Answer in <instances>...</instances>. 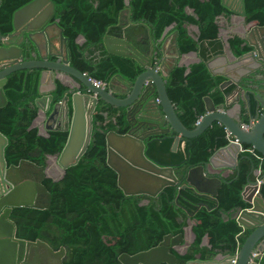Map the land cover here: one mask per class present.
Wrapping results in <instances>:
<instances>
[{
  "label": "trees",
  "instance_id": "obj_1",
  "mask_svg": "<svg viewBox=\"0 0 264 264\" xmlns=\"http://www.w3.org/2000/svg\"><path fill=\"white\" fill-rule=\"evenodd\" d=\"M30 0H0V32L12 29L14 10ZM54 17L67 37L69 64L91 78L110 86L113 76L133 80L143 68L133 58L106 51L103 36L118 30L116 26L124 10L128 21L144 22L150 35L159 38L171 23L177 30L180 52L194 50L200 60L186 66L175 65L165 77V89L182 124L193 128L204 114L203 97L208 95L215 105L222 103L224 94L233 89L219 87L223 76L212 74L205 60L222 51L216 16L228 11L220 0H52ZM246 21L264 24V0H243ZM192 8V13L186 8ZM186 24L198 27L197 38L188 32ZM84 40L77 41L78 35ZM235 55L248 50L242 39L228 40ZM23 59L33 58L34 46L23 42ZM160 52L155 51L158 58ZM41 69L22 68L6 76L3 92L6 103L0 106V132L7 143L3 154L7 165L21 159L45 165L47 155L59 153L67 131L52 129L47 135L32 125L37 115L34 104ZM259 73L263 78H258ZM53 102L67 92V86L55 80ZM242 85H264V68L241 79ZM263 108H260V113ZM70 112V111H69ZM126 107L98 100L92 112V130L86 150L75 164L65 168L62 177L46 176L42 183L50 193L47 208L16 206L10 218L15 222L16 236L41 239L53 249L64 247L63 264H122L121 252L132 254L158 244L167 233L183 232L188 217L194 220V239L184 253L172 252L176 264H185L199 253L200 258L212 257L217 250L234 255L249 229L241 227L235 218L238 208L246 206L241 191L248 180L264 174V155L249 144H242L236 169L222 178L216 196L197 192L179 184L166 185L155 196L124 194L117 184V174L106 163L105 134L108 130L126 132ZM172 132L147 136L144 152L160 165H170L183 183L188 167L206 161L212 152L228 143L224 126L213 121L200 134L183 138L177 149H170ZM180 183V184H181ZM264 193V186H262ZM209 235L210 247L202 245L204 234ZM264 264V256H256ZM167 264V263H159Z\"/></svg>",
  "mask_w": 264,
  "mask_h": 264
},
{
  "label": "water",
  "instance_id": "obj_2",
  "mask_svg": "<svg viewBox=\"0 0 264 264\" xmlns=\"http://www.w3.org/2000/svg\"><path fill=\"white\" fill-rule=\"evenodd\" d=\"M222 5L232 12L245 15L243 0H221ZM54 13L52 0H30L14 10L12 15V29L5 34L0 32V106L6 103L3 85L6 76L17 69L38 67L41 68L37 93L34 104L37 114L45 113L50 109L48 116L53 117L60 107H64V125L57 127L45 125L47 135L49 130L58 128L67 131V137L59 153L54 154V163L60 169V174L54 179L62 177L65 168L75 164L86 150L92 130V112L99 99L116 106L129 107L139 104L141 115L136 114L134 122L124 133L108 130L105 134L106 163L117 174V184L124 194H146L155 196L166 185L179 184V188L192 187L200 193L216 196L222 178L228 175L237 166V154L242 144H249L255 151L264 155V98L256 91L259 85H242V77L264 68V24H252L245 36L251 49L240 56H234L227 64L235 69L237 74L228 71L212 69V59L206 65L212 73L223 75L224 79L219 86L224 88L228 84L234 85V103L239 106L241 94L246 100V110L249 113L251 126L247 129L241 125L242 119L234 117L228 108V97L222 105L216 106L212 99L203 97L205 112L196 121L193 128L185 127L177 117L166 89L165 77L173 66L178 64L180 52L177 50L175 62L164 73L160 66L152 64L151 55L145 54L128 38L126 27L112 35L104 34L103 44L107 52L127 56L135 59L143 70L133 79L124 80L126 83L124 95L116 94L115 90L97 85L85 72L69 64L67 54V39L62 34L56 20L50 21ZM52 27L57 28L58 52L54 53L57 59H48L47 54L40 55L41 49L56 45L52 37ZM19 34L16 37V34ZM253 34V40L249 35ZM27 41L34 46L33 53L37 58L23 59V42ZM45 44H44V43ZM150 47L152 42H149ZM176 45V43H175ZM177 49V47H176ZM227 59L226 54L217 55ZM56 72H64L77 82V85L68 86L62 99L52 103V90L56 88ZM49 76L52 85L45 89V80ZM257 77H261L258 74ZM82 86V88L80 87ZM256 98V111H250L249 96ZM69 101V102H68ZM235 104L229 109L235 110ZM263 110L259 113L258 109ZM126 108V109H127ZM70 111V112H69ZM150 113L146 117L143 114ZM128 115V111H127ZM128 119V118H127ZM213 121L221 123L229 133L228 143L216 148L209 158L188 167L184 182L181 183L175 175L172 166L160 165L148 158L144 152L147 136L158 132H172L173 141L170 149L175 151L183 138H191L200 134ZM34 122V121H33ZM32 122V125H33ZM130 120H128L129 124ZM155 122L157 130L140 135L134 130L137 124ZM7 138L0 132V264H63L64 247L53 249L47 242L37 238L34 240L16 236L15 222L10 218L13 207L32 206L47 208L50 204V193L42 183L44 177L49 176L46 166L38 165L30 160L21 159L17 164L7 165L4 159V146ZM222 160L219 161L218 160ZM26 169L36 168L40 174L37 177L27 174ZM22 168H24L22 170ZM19 175L14 177L13 174ZM50 177V176H49ZM259 179V178H258ZM181 183V184H180ZM264 179L260 182L248 180L241 195L247 205L238 208L235 213L237 222L250 232L246 235L236 255H227L215 264H233L231 259L236 258L235 264H248L252 252L264 246V193L262 192ZM40 195L42 199L40 200ZM263 205V207H261ZM183 232L175 235L167 233L158 244L132 254L121 252L118 260L122 264H176L177 258L171 248L183 243ZM250 264H257L252 261Z\"/></svg>",
  "mask_w": 264,
  "mask_h": 264
},
{
  "label": "crops",
  "instance_id": "obj_3",
  "mask_svg": "<svg viewBox=\"0 0 264 264\" xmlns=\"http://www.w3.org/2000/svg\"><path fill=\"white\" fill-rule=\"evenodd\" d=\"M126 2H128V0H126ZM226 9L228 11L222 12L216 16V23L218 26V28H217L218 37L223 42L222 51L219 53L213 54L208 59H206L205 64H206L207 60L212 59V61L210 63L212 69L219 70V71H221V70L222 71H228V72L236 75L237 72L235 71V69H231L229 67L226 60L231 61L234 56H240L243 53L240 55H235L232 52V50L230 49L228 40L232 36H238L242 39V44L248 46L249 47L248 50H250L251 46L246 41L245 36L248 33L249 26L252 24H255L256 21H246L245 15L236 14V13L232 12L227 7H226ZM186 10L190 13H192V11H193L192 8H189V7H187ZM116 26H119L118 30H121V28L126 27V29L128 30V38H130L132 40V42L134 44H136L137 47L139 48V50L142 51L143 53L152 52V54H155L156 49H158L160 54H162L166 58L167 62L165 63V69L168 67H171L172 62L174 61L173 57L176 55L177 50L180 52V50L178 48L177 40H176L177 30L174 27V23H171L170 25L166 26L164 28L161 36L155 40L150 35L151 31H150L149 25L145 24L144 22L132 23V22L128 21V10H124L122 12V15L120 16V20ZM186 26H187L188 32L191 34V36H193V38H197L198 27L194 24H186ZM252 35L253 34H251L249 36L252 37L251 39L253 40ZM52 37L57 42L58 35H57L56 27H52ZM263 38H264V34H263ZM83 40H84V37L81 34L78 35L77 41L81 42ZM150 40L152 42L151 47L149 45ZM175 43H176V45H175ZM176 47H177V49H176ZM247 51H245V52H247ZM222 53L226 54L227 59L224 57H221V56H219V57L217 56V55L222 54ZM199 60H200V56L194 50H190L187 52H180V56L178 58V64L177 65L186 66V71H188V69H189L188 66L191 63L197 62ZM207 68H208V66H207ZM208 70L210 71L209 68H208ZM210 73H212V72L210 71ZM212 74L221 75L219 73H212ZM258 74L259 73H257L256 76ZM221 76H223V75H221ZM223 78L226 79L224 76H223ZM258 78H261V77H258ZM262 78H263V76H262ZM48 80H49V78L45 80L46 85H51L50 82H48ZM55 80H59L61 83L66 85L67 89H68V86L77 85V82L75 81V79H73L71 76H69L68 74H66L64 72L56 73ZM122 80H124V79L115 75V76H113V80L111 81L110 85H115V84L118 85ZM227 86H233V89L225 92V94L230 93V92H231V94L228 97V105H224L223 107L225 109L228 108V110L231 112V114L234 117H238V115H239V119H242L244 121V124L251 123L250 119H249V113L246 110V105H245L246 100H245L244 96L241 94V96L238 100L239 106L236 105L233 101L234 97H235L234 85L231 83V84L226 85L225 87H227ZM221 89H223V88H221ZM256 91L259 92L260 95H262V97L264 98V85H259V87H258V89H256ZM225 94H224V99H223L222 103L219 105H216V106H220L224 103ZM249 102H250V111L253 114L256 111V108H255L256 98L254 97V95L249 96ZM231 104L232 105L235 104V106H234L235 110H232L231 108L229 109V106ZM260 108H262V107H259V109ZM49 111H50V109L47 110L45 113H42L40 111L36 115L35 119L33 120L34 121L33 126H36L38 128V132L42 135H44V133H46L45 125L57 127L59 125V123L62 122L61 113L58 112L55 115H53V117H49L48 116ZM226 133H227V131H226ZM239 152L237 154V161H238ZM52 156L53 155H47L46 161H48V159ZM218 160H219V158H218ZM219 161H222V160H219ZM235 169L236 168H234L230 173H228L227 176L232 174ZM259 172H260L259 169L253 170V173L256 176L255 179L259 178L257 176ZM49 176L54 179L53 176H51V175H49ZM259 179H264V174ZM243 201H244L245 205H247V203L244 199H243ZM261 207H263V205H261ZM193 223H194V220L191 217H188L187 223L183 228V236H184L183 237V243H181V245H176V246L172 247L170 249L171 252H172V250H175L179 253H184L186 251V248L189 246V244L194 239V233L192 231ZM241 227H242V229L244 228L243 226H241ZM201 244L210 247L211 241H210L209 235L207 233L204 234L202 241H201ZM257 253H258L257 256H261V255L264 256V246L262 249L259 247L257 249ZM227 255H230V254L222 252L220 250H217L212 257L207 258V259H202V258H200L199 253H196V255L193 258L189 259L185 264H215L216 262H219L222 258H224ZM55 264H58V262H56ZM257 264H261V263L257 260Z\"/></svg>",
  "mask_w": 264,
  "mask_h": 264
},
{
  "label": "flooded vegetation",
  "instance_id": "obj_4",
  "mask_svg": "<svg viewBox=\"0 0 264 264\" xmlns=\"http://www.w3.org/2000/svg\"><path fill=\"white\" fill-rule=\"evenodd\" d=\"M52 20H56V21H58L57 20V18H55L54 17V13H53V15H52V17L50 18V21H52ZM58 23V22H57ZM59 25V24H58ZM60 26V25H59ZM61 27V26H60ZM56 30H57V28H56ZM119 31H121V30H114L112 33H109V34H112V35H114V34H116L117 32H119ZM126 33H127V35H128V30L126 29ZM62 34H63V31H62ZM17 36L16 37H18V33L16 34ZM63 36L67 39V37L63 34ZM128 37V36H127ZM67 41V40H66ZM57 42H58V40H57ZM56 42V45H50V48H49V51H48V48H47V50L46 49H41V52H40V55H44V54H46V53H48V52H52V54L50 55V54H47V58L48 59H52V60H54V59H57L58 58V56H56L54 53H57L58 52V47H59V45H58V43ZM44 43V42H43ZM45 44V43H44ZM136 45V44H135ZM137 46V45H136ZM145 54H149V53H145ZM150 55H151V61H152V64H157L158 66H160V63H162V65L160 66V69H161V71L164 73L168 68H170V67H168V68H166L165 69V63L167 62L166 61V58H165V56H163L162 54H160V56L158 57V58H154L155 57V54H152V52H150ZM32 56H33V58H37V57H39V55L38 54H36V53H32ZM176 56V55H175ZM175 56L173 57V59H174V61L172 62V64L175 62ZM172 66V65H171ZM41 69V68H40ZM56 73H58V72H56ZM49 78V76H47L46 77V79H48ZM50 79V78H49ZM48 82H49V80H48ZM105 85V84H104ZM125 86H126V83L124 82V80H122L118 85H110V86H107L108 88H110V89H113V90H115V92H116V94H118V95H124L123 93H124V90H125ZM52 87V85H46V83H45V86H44V88L45 89H50ZM81 87V86H80ZM105 88H107L106 86H104ZM82 88V87H81ZM69 89V88H68ZM67 89V90H68ZM55 90V89H54ZM54 90H52V96H53V92H54ZM36 98V97H35ZM60 99H62V98H60ZM59 99V100H60ZM52 100H53V98H52ZM55 102V101H54ZM52 103H53V101H52ZM127 108V107H126ZM64 111H65V108L62 106V107H60V109H59V113H61V115H62V122L61 123H59V124H61V125H64ZM127 111H128V115H127ZM136 114H138V115H141L142 114V112L140 111V106H139V104H133V105H131V106H129L127 109H126V116H127V118H128V120H130V122H129V125H128V127H127V129L130 127V124H132V122H134V120H135V116H136ZM144 116H146V117H148V116H150V113H147V115L146 114H143ZM127 129H126V131H127ZM134 130H136V131H138V133L140 134V135H143V134H145L146 132H152V131H156L157 130V125H156V123L155 122H150V123H148V124H137L135 127H134ZM158 133H168V132H158ZM155 134V133H154ZM44 166H46V170H45V172L48 174V169H49V164H47V161H46V164L44 165ZM25 168V169H24ZM24 168H22V170L24 169L25 171H27V174H29V175H32L33 176V178L34 177H37V176H39V174H40V172L36 169V168H29V169H26V167H24ZM14 175V177H16V176H18L19 174L18 173H14L13 174ZM0 189H1V187H0ZM40 200L42 199V196L40 195ZM64 257V254L62 255V258Z\"/></svg>",
  "mask_w": 264,
  "mask_h": 264
},
{
  "label": "built area",
  "instance_id": "obj_5",
  "mask_svg": "<svg viewBox=\"0 0 264 264\" xmlns=\"http://www.w3.org/2000/svg\"><path fill=\"white\" fill-rule=\"evenodd\" d=\"M97 85H101V86H105L104 85V83L102 82V81H100V80H96V79H94L93 80ZM251 124H252V122L251 123H249V124H242L241 126L243 127V128H245V129H247V128H249L250 126H251ZM229 135V133L227 132V136ZM263 135H264V131H263ZM231 137H230V135L228 136V139H230ZM241 149H242V147H241ZM240 149V150H241ZM261 181V179H257V182H260ZM237 252V251H236ZM257 251H254V252H252L251 253V255H250V259H249V261H248V264H250L253 260H254V258L257 256ZM234 255H236V253L234 254ZM231 261H232V263L233 264H235V262H236V258L234 257V258H232L231 259Z\"/></svg>",
  "mask_w": 264,
  "mask_h": 264
},
{
  "label": "rangeland",
  "instance_id": "obj_6",
  "mask_svg": "<svg viewBox=\"0 0 264 264\" xmlns=\"http://www.w3.org/2000/svg\"><path fill=\"white\" fill-rule=\"evenodd\" d=\"M53 161H54L53 156L50 157L47 161V164H49L48 174L53 177H57L60 174V169L57 167V165Z\"/></svg>",
  "mask_w": 264,
  "mask_h": 264
}]
</instances>
